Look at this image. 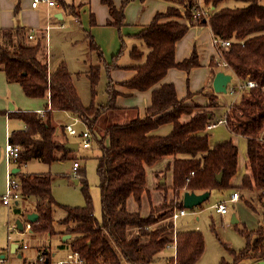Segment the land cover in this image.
Listing matches in <instances>:
<instances>
[{"label":"trees","instance_id":"1","mask_svg":"<svg viewBox=\"0 0 264 264\" xmlns=\"http://www.w3.org/2000/svg\"><path fill=\"white\" fill-rule=\"evenodd\" d=\"M57 1L63 9L75 16L80 15L76 5L65 0ZM130 1L123 0L118 6L114 0H101L108 7L107 24L119 30L127 24L125 6ZM169 1L171 3L165 11L156 12L148 24L134 33L149 50L145 52L137 45L132 48L130 55L138 62L127 66L135 72L119 82L129 90H151V102L146 107L145 115L134 116L126 122L110 123L102 129L101 135L96 130L102 113L109 109H125L117 104L118 95L122 91L112 85L114 82L111 76L114 67L125 65L116 63V57L106 65L108 101L97 103L96 86L100 80L101 62L106 63L103 50L94 35L87 31L86 38L90 47L97 51L100 63L91 65L89 69L91 101L85 105L66 60H61L50 69L45 35L30 39L29 34L33 29L29 32V28L21 25L0 27V70L5 71L8 81L20 83L28 96L49 98L43 111L9 112L10 116L25 123L24 128L12 130L9 136L10 141L21 145L14 164L19 170L11 172L20 190L14 211L22 218L26 211L35 210L39 214L38 220L33 223L24 221L23 229L29 226L32 232L54 234L58 232L54 223L55 208H63L66 215L61 219L65 226L62 233L71 234L65 243L70 251L79 253L84 264H152L159 252L170 243H175V251L166 259L165 264H198L206 248L205 235L201 229H178L175 237L171 238L164 234L167 225H154L170 210L184 206L183 195L187 190L212 192L235 186L232 178L238 171V145L232 138L211 144L210 134L205 130L206 123L214 118L211 107L218 104L217 94L214 91L206 93L210 99L207 105L192 104L187 103L185 97H179L173 82L161 83L170 68L190 72L200 65L196 48L182 60H177L175 56L177 42L193 24H207L214 36L231 41L230 47L223 53L226 61L223 70L243 81L256 82L255 86L248 89V93L241 95L240 99L229 106L227 127L247 137L251 171L243 175L241 183L236 186L256 192L264 206V4L259 3V0H243L248 5L214 9L223 0H201V6L198 3L200 0ZM209 5L213 10L207 15H194L197 9ZM95 23L94 14L91 13L90 24ZM211 66L216 68L219 65L211 61ZM56 110L68 111L80 118L98 141L101 149L97 156L101 220L95 214L84 169H77L78 176L75 179V182L78 180L82 183L86 199L84 205L58 201L53 193L51 172L22 171L23 165L34 159L51 163L76 158L73 151L65 146L68 140L57 139L58 126L53 114ZM185 114L191 115L188 120L181 118ZM168 123L172 124L170 132L153 133V130ZM167 155H175L173 182L171 185L160 182L158 187L173 189L176 203L165 199L159 205H152L146 216L140 211L130 210L127 206L128 198L134 196L140 201L146 190L147 166ZM221 172L223 177L219 181L217 175ZM262 215L264 219V210ZM129 226L138 228L133 237L127 235ZM239 231L246 237L244 247L236 250L226 246L232 260L223 257L218 264H251L264 259L262 226L252 231ZM20 247L18 244L16 251ZM39 255L36 264H54L48 248L43 249Z\"/></svg>","mask_w":264,"mask_h":264},{"label":"rangeland","instance_id":"2","mask_svg":"<svg viewBox=\"0 0 264 264\" xmlns=\"http://www.w3.org/2000/svg\"><path fill=\"white\" fill-rule=\"evenodd\" d=\"M163 1H166L169 4L171 3L169 0ZM259 3L264 4V0H259ZM39 5L41 8L46 6V4L43 2H40ZM246 5H248V3L243 0H223L216 7H214V9H219L226 6L243 7ZM56 6L55 10L60 9V11H64L63 18H57L55 16L56 12H54V10L50 11L49 13L43 10V26L47 31L45 32V30H42L39 32V34H37L45 35L50 69H53L57 64H59L61 60L65 59L69 70L73 72L75 76V84L77 86L78 92L81 95L84 104L88 105L91 101V87L88 72L91 65L100 63L97 51L90 47L88 38H86L87 31L91 32L103 50L106 63L104 64V62H101L100 80L96 86L97 94L95 100L99 104L106 103L108 101V93L106 90V85L108 83V73L106 65H108V63H112L113 59L116 57V63L125 66L120 68L114 67L111 72L114 73V77L116 79L122 80L123 78H128L127 71L131 69V67L127 65L138 62L130 55L132 48L137 45L138 48L143 49L145 52L149 50L148 46L140 38H137L134 35V33L140 29V26L138 25L140 22V13L146 10L148 5L144 4L143 8H139V6H134L131 8L130 15L126 19L127 24H125L120 30L113 25H98V28H96L95 31H93L94 26L90 24V13L88 10H82L80 12V8L75 6L80 12L79 16H75L73 13L64 10L61 5L60 8ZM180 7L183 9L182 5H180ZM204 8L207 13L213 10L211 5L204 6ZM99 14L100 13H98V15ZM183 19L188 21V19ZM34 31L36 30L34 29ZM94 32H97V35H95ZM185 42H187V45H190L188 49L189 54L194 50V48H196L198 52L202 53V63L199 66L193 68L190 72L182 70L184 73H187L188 76H185V78L183 77V82L177 81L176 88L178 93L181 97H185L187 103L207 105L209 99L206 92L210 88V90L212 92L214 91L218 97V104L212 106L211 110H213L214 116L220 117L224 113L219 115V112H226L232 102L240 99L241 95L237 93L232 94L229 91L217 92L212 86L213 81L212 84L210 83V86H206V82L204 80L207 77L209 70L215 72L218 67L222 68V66L215 68L211 66L209 62H203L204 58L209 56L213 48L215 54L217 55L216 46L213 43V34L209 25H190L185 37ZM215 56L211 61L216 62ZM176 71L180 70L176 68ZM78 72L81 73L77 74ZM187 78H189V88L194 89L195 92L188 93L189 89L187 90ZM112 80L114 82L112 85H115L117 89L123 90V88H125L115 79ZM162 82H165V78L161 80V83ZM136 91L141 92L139 97H137L136 94L118 95L119 97L117 99V104H125L123 105V107L125 106V109H109L102 113L99 128L96 130L99 135H101L102 129L110 123L126 122L134 116L145 115L146 107L150 104V94L145 95L144 93H150V89ZM202 100L207 102L204 103ZM201 105L199 107H202ZM53 114L55 123L58 126L56 135L63 137L67 136L68 141L70 142H78L79 148L77 150H72L73 155H75L76 158L55 160L51 163H45L41 160L34 159L23 165L22 171L28 173L51 172L53 178V193L56 199L64 204L84 205L86 203V199L82 191V183L75 182V179L78 176V171L74 169L73 164L76 159L80 164L79 168L85 170L90 193L93 198L95 208L94 211L96 216L101 220V188L99 185V175L97 172V156L101 153V149L99 147L98 141L93 135L90 138V146L84 148L82 146L83 137L80 133L88 129L87 125L80 118L68 111L56 110ZM19 121L23 123L24 127L23 120L20 119ZM70 123H72L74 128L78 131L77 134L66 133L65 135L66 131L63 130V126ZM160 127L155 129L153 133L159 134L160 131L158 129ZM21 128L22 127L18 129ZM207 132L210 134L211 144H214V142L218 140L232 138L238 145V171L232 178V183L235 186L223 190H213L207 200L195 206L193 210L192 208H188V213L186 215L178 217L175 226L173 225V220L171 218V210L163 219L157 222L155 226L160 227L167 225L168 228L164 233L165 235L170 233V231L177 232L178 229H201L205 235L206 248L198 264H218L223 257L232 260V257L229 254L228 248L226 246L236 250L244 247L246 243V237L239 231V229L252 231L257 229L259 226H262L264 233V219L262 215L264 206L256 192H251L248 189L236 186L241 183L243 175L248 174L251 171L247 151V137L232 132L225 124H219L216 128ZM156 163L147 166V181L145 186L151 190L159 189L158 185L160 182H165L166 184L171 185L173 178V170L172 168L169 170L168 162H166L164 166L162 163L158 167L154 166ZM235 190H239L242 197L235 202H230L228 200L230 194ZM158 193L162 196L160 192ZM151 196L153 199L156 198V195L153 192ZM169 198L170 199H167L168 202L173 201L176 203L175 195L171 193ZM219 201H226L228 206L227 213H217L215 208L212 207L213 204ZM249 201L253 204V206ZM15 204H17L15 200H13L10 205L3 204L0 195V257L2 254L5 255L3 257L2 264L36 263L37 259H39V256L41 255H39V253L45 248H48L51 251L54 264H56L58 260L66 257L70 250L68 248V244H66L65 240H63V236L65 234L62 233V230L65 228V226L61 222V219L66 215V211L61 207L55 208L54 223L58 232L54 234H49L47 232L38 233L30 231L29 226H26L25 229H19L16 227V220L19 218V216L14 211ZM134 207L130 204L131 209ZM135 210H140L143 212V207L141 209L135 207ZM234 217L237 219L236 223L232 220ZM236 224L238 227H236ZM128 228H134L136 231H138L136 226H129ZM133 235L134 234L132 230H128V236L132 237ZM11 242H15L21 245V247L17 249L16 252H11L9 248V244ZM23 244H27L28 247H24ZM172 251V246L164 248L159 252L152 264H165L166 256H169ZM19 254H21V257Z\"/></svg>","mask_w":264,"mask_h":264},{"label":"crops","instance_id":"3","mask_svg":"<svg viewBox=\"0 0 264 264\" xmlns=\"http://www.w3.org/2000/svg\"><path fill=\"white\" fill-rule=\"evenodd\" d=\"M65 1L69 4H74L76 6L79 5L80 12L82 10L83 11L88 10L90 15H91V13L94 14V18L96 20V23H95V25H92V26H94L93 31H95V29L98 28L97 27L98 25H107V26L109 25V24H107V19L109 17L108 7L105 4H103L101 2V0H65ZM114 1L118 6H120V4L122 3L123 0H114ZM138 4H141V5H138ZM144 4L148 5V7L146 8V10H144L143 12L140 13V16H139L140 22L138 23L140 28H142V26L148 24L152 20L153 16L156 14V12L165 11L167 9V7L169 6V3L166 1H163V0H144V1L132 0L125 6L126 19L130 15V12H131L130 9L131 8H133L134 6H139V8H143ZM56 5H54L50 8H48L46 5L44 8H41L40 5H38L37 7H33L32 6V0H0V27H14V26L21 25V26H24L26 28H29V32H30V29H35L36 31H35L34 37H36L40 31L45 30V32H46V28L43 26V19H44L43 10H45L47 13L54 10V12H56L55 16L57 18H63L64 11H60V9L55 10L56 9L55 6L60 8L59 2ZM66 11L69 12V10H66ZM98 13H100V14L98 15ZM57 14H61V17H58ZM48 22H49V17H48ZM110 26H112V25H110ZM210 30H211V28H210ZM211 32H212V30H211ZM94 33H95V35H97V32H94ZM186 34L183 38H181L177 42L176 53H175L177 60H182L183 58L190 55L189 51H188L190 45H187V42H185ZM198 53L200 56V64H201L202 63V60H201L202 53L201 52H198ZM215 55L216 54H215L214 48H213L211 53L209 54V56L204 58L203 62H209V64L211 65V60L213 59V57ZM219 70H223V69L218 68V70L216 69L215 72H213L212 70H209L207 77L204 80L206 82V86L207 85L209 86L210 83L212 84V81L215 77V74ZM224 71H226V70H224ZM127 72H128L127 75L129 78V76H132L135 71L133 69H129ZM111 76H112V79H115L118 82L121 81V79H116L114 77L113 72H111ZM185 76L187 77L188 74L184 73L182 70L176 71V68H170L164 78H165V82L175 81L173 83L177 87V81L183 82V77L185 78ZM125 79H127V78H125ZM187 79H188L187 80V87H188L187 90L189 89L188 93L189 92H195L194 89L189 88V85H188L189 78H187ZM122 80H124V78ZM212 86H213V84H212ZM117 90H120V89H117ZM176 90H177V88H176ZM120 91H122V95H135L136 94L137 97H139L141 94V92H138L136 90H129L126 87ZM207 92H212V91L209 88V90H207ZM130 93H132V94H130ZM177 93H178V90H177ZM144 94L145 95L150 94V102H151V90H150V93L145 92ZM178 95H179V93H178ZM179 97H181V96L179 95ZM208 99H209V97H208ZM48 101H49V98L46 96H44V97L28 96L24 92L23 87L20 83L8 81L5 71L0 70V195H1V198L3 197L4 193L6 192L5 190H7L9 175L12 172L13 167H16V165H14L13 163H9L6 159L5 143L9 140V136H10L12 130L18 129L20 127H22V128L25 127V123H24V127H23V123L21 121H19L20 119L10 116L9 112L16 111V110L43 111L45 109V106L48 103ZM209 101H210V99L208 100V103H209ZM202 102L206 103L207 101L202 100ZM130 103H133V102H130ZM118 105L123 106L125 104H122V105L118 104ZM222 113H225V112H219V115H221ZM190 116L191 115L185 114L181 118L183 120H188L190 118ZM170 128H172V124L163 125L162 127H160L158 129L160 131L159 134H166V133H168V131L170 132V130H171ZM64 131H66L65 132V135H66V133H68V132L66 129H64ZM64 138L68 140L67 136L66 137L57 136V139H59V140L64 139ZM174 160H175V155H167V156H164L163 158H161L160 160H158L154 166L158 167L162 163L164 166L165 163L168 162L169 163V166H168L169 170L171 168L173 170ZM172 176H173V174H172ZM172 182H173V178H172ZM172 182H171V184H172ZM167 185H169V184H167ZM169 189L166 190V189L159 188V189L151 190L149 188H146V190H144V192L142 194L140 201H137L134 196H130L128 198V201H127V206L132 211H140V210H135V207H138L139 209H141L143 207V212L140 211V213L142 215L146 216L150 213L152 205L159 204V203L163 202L165 199H170L169 197L171 196V193L173 195H175V192L173 191V189H172V191H171V189L169 191ZM152 192L156 195L155 199H153L151 196ZM158 192H160L162 194V196ZM130 204L133 205V207L134 206L135 207L133 209H131ZM128 230H132L134 235H135V233L138 232L134 228L133 229L128 228L127 229V235H128ZM174 233H175L174 231L173 232L170 231V233H168L166 236L174 238L175 237ZM168 246H172L173 251L169 256H166V259L168 257H170L172 254H174V251H175L174 243H170L169 245H167V247ZM165 263H166V261H165Z\"/></svg>","mask_w":264,"mask_h":264},{"label":"built area","instance_id":"4","mask_svg":"<svg viewBox=\"0 0 264 264\" xmlns=\"http://www.w3.org/2000/svg\"><path fill=\"white\" fill-rule=\"evenodd\" d=\"M40 2H43L47 5L48 8L58 4L57 0H32V6L37 7ZM201 6V0L198 2ZM207 15V11L204 7H201L200 9H197L194 13L195 16L199 15ZM35 34V31H33L29 34V38H33ZM213 43L216 46L217 55L215 56V60L217 62V65L224 66L226 65V61L224 59L223 53L225 49H228L231 45V41L228 39H221L219 37H216L213 35ZM233 78L231 82L228 84V91L232 94L237 93L240 95L248 93V89L250 87H253L256 85V82L254 80H246L243 81L239 78H235V75L232 73ZM219 124H225L227 126V111L220 117L214 116L213 119L209 120L205 125V130L209 131L214 128H216ZM65 129L69 134H77L78 131L74 128V125L72 123L66 124ZM83 137L82 146L84 148L90 146V138L93 136L91 131L89 129H86L80 133ZM21 151V145L16 142L10 141V139L5 143V153H6V159L9 163L16 164L19 153ZM74 169L77 170L80 167L79 162L76 160L74 161ZM193 174V172H192ZM20 198V190L17 179L12 176L10 173L9 179H8V187L6 192L4 193L2 200L5 205H10L13 200H18ZM241 198V193L239 190H235L230 194L229 201L235 202ZM212 207L215 208L217 213L225 214L228 211V206L226 204V201H219L212 205ZM187 207H175L171 210V218L173 220V225L175 226L176 220L178 217L182 215H186L188 213ZM175 229V227H174ZM176 235V232L174 233ZM24 247H28L27 244H23ZM175 247V243H174ZM260 261H264V259H261ZM260 261L252 262L251 264H259ZM3 263V257H0V264ZM36 264V263H31ZM56 264H84V259L80 257L78 252L69 251L67 256L63 259H60L56 262Z\"/></svg>","mask_w":264,"mask_h":264},{"label":"water","instance_id":"5","mask_svg":"<svg viewBox=\"0 0 264 264\" xmlns=\"http://www.w3.org/2000/svg\"><path fill=\"white\" fill-rule=\"evenodd\" d=\"M58 17H61V14H57ZM206 21V19H204ZM233 78L232 73L226 72L224 70H219L215 74V77L213 79V87L215 91L217 92H227L228 91V84L231 82ZM65 146L71 150H77L79 147L78 142H66ZM19 170L18 167H13L12 172H17ZM223 174L222 172L217 175V179L219 181L222 180ZM78 180H76V183ZM211 191H204V192H196L192 190H187L184 192L183 195V205L187 208H193L201 203H203L205 200H207L210 197ZM17 203V201H16ZM39 218V214L35 210L26 211L22 218H18L16 220V225L19 229H23L24 227V221H27L29 223L36 222ZM234 222L237 221V219L234 217L232 219ZM71 237V234H65L63 236V240H67ZM18 244L13 242L10 245L11 252H16ZM2 257L5 255L2 254ZM21 257V254H19ZM48 262V259H46V263ZM259 264H264V261H260Z\"/></svg>","mask_w":264,"mask_h":264},{"label":"bare ground","instance_id":"6","mask_svg":"<svg viewBox=\"0 0 264 264\" xmlns=\"http://www.w3.org/2000/svg\"><path fill=\"white\" fill-rule=\"evenodd\" d=\"M47 31V30H46Z\"/></svg>","mask_w":264,"mask_h":264}]
</instances>
